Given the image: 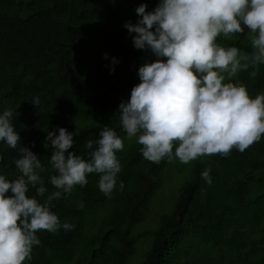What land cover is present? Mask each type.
<instances>
[{"label":"trees","instance_id":"1","mask_svg":"<svg viewBox=\"0 0 264 264\" xmlns=\"http://www.w3.org/2000/svg\"><path fill=\"white\" fill-rule=\"evenodd\" d=\"M141 3L152 11L159 0H0V111L16 109L18 146L31 147L44 165L48 192L38 199L44 202L56 190L47 130L79 129L69 151L85 159L91 151L86 141L98 139L105 124L125 145L117 152L122 169L115 189L105 194L99 174L89 173L87 185L54 199L52 210L75 227L38 230L41 244L23 264H129L133 256L138 261L132 264H264V136L244 151L233 147L228 155L156 163L143 157L142 145L114 118L140 82L139 66L157 58L136 48L135 34L124 26L137 22ZM251 41L250 32L217 38L248 52ZM112 57L118 59L115 71ZM231 79L255 96L264 91V63ZM37 96L38 106L32 103ZM0 154V173L17 178V148L0 142ZM205 169L211 183L201 175ZM170 182L177 186L168 196ZM38 186L30 185L28 195H36ZM146 238L147 249H139Z\"/></svg>","mask_w":264,"mask_h":264},{"label":"clouds","instance_id":"2","mask_svg":"<svg viewBox=\"0 0 264 264\" xmlns=\"http://www.w3.org/2000/svg\"><path fill=\"white\" fill-rule=\"evenodd\" d=\"M147 8V3L139 4L137 22L129 20L124 26L135 34L136 48L149 49L157 58L139 66L140 82L114 116L127 137H136L142 145L143 157L156 163L164 158L188 163L203 155H228L233 147L244 151L260 140L264 91L252 96L242 81L231 77L264 63V0H159L154 10ZM246 28L252 35L251 52L217 42L221 35L231 38ZM116 63L112 57L111 71ZM32 103L38 106L40 98ZM18 115L12 107L0 111V142L17 148L15 166L20 173L15 179L0 173V264L31 259L33 246L41 244L40 229L74 228L60 220L51 202L71 193L77 184L87 185L89 173L99 174V189L110 194L122 169L117 152L125 146L124 138L105 124L98 139L86 141L91 151L85 159L75 149L69 151L79 129L47 130L45 145L54 149L49 163L56 170L50 183L56 190L41 202L38 196L48 192L40 174L44 165L31 147L18 146L21 136L13 123ZM3 159L0 154V162ZM201 175L212 182L208 169ZM30 185H39L36 195H28ZM119 187L124 188L123 180ZM79 206H84L82 200ZM146 241L139 249H147ZM132 258L129 264L138 261Z\"/></svg>","mask_w":264,"mask_h":264},{"label":"rangeland","instance_id":"3","mask_svg":"<svg viewBox=\"0 0 264 264\" xmlns=\"http://www.w3.org/2000/svg\"><path fill=\"white\" fill-rule=\"evenodd\" d=\"M249 31L247 30V28L245 29V34H248ZM176 188V185L174 184V182H170L168 187H167V195L171 196V191L174 192V189Z\"/></svg>","mask_w":264,"mask_h":264}]
</instances>
